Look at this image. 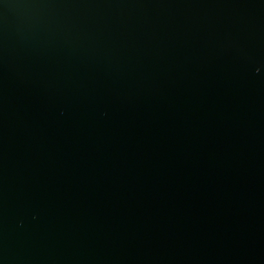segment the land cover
<instances>
[{
  "label": "water",
  "instance_id": "obj_1",
  "mask_svg": "<svg viewBox=\"0 0 264 264\" xmlns=\"http://www.w3.org/2000/svg\"><path fill=\"white\" fill-rule=\"evenodd\" d=\"M0 264H264V0H0Z\"/></svg>",
  "mask_w": 264,
  "mask_h": 264
}]
</instances>
